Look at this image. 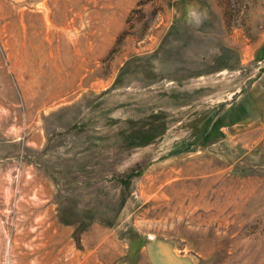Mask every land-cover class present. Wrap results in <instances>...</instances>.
I'll list each match as a JSON object with an SVG mask.
<instances>
[{
	"label": "rangeland",
	"instance_id": "rangeland-1",
	"mask_svg": "<svg viewBox=\"0 0 264 264\" xmlns=\"http://www.w3.org/2000/svg\"><path fill=\"white\" fill-rule=\"evenodd\" d=\"M156 240L264 264V0H0V264Z\"/></svg>",
	"mask_w": 264,
	"mask_h": 264
},
{
	"label": "water",
	"instance_id": "water-1",
	"mask_svg": "<svg viewBox=\"0 0 264 264\" xmlns=\"http://www.w3.org/2000/svg\"><path fill=\"white\" fill-rule=\"evenodd\" d=\"M147 251L152 264H192L189 258L179 256L174 245L165 240L147 242Z\"/></svg>",
	"mask_w": 264,
	"mask_h": 264
},
{
	"label": "clouds",
	"instance_id": "clouds-1",
	"mask_svg": "<svg viewBox=\"0 0 264 264\" xmlns=\"http://www.w3.org/2000/svg\"><path fill=\"white\" fill-rule=\"evenodd\" d=\"M197 14L195 11L190 10L189 11V17H195Z\"/></svg>",
	"mask_w": 264,
	"mask_h": 264
},
{
	"label": "bare ground",
	"instance_id": "bare-ground-1",
	"mask_svg": "<svg viewBox=\"0 0 264 264\" xmlns=\"http://www.w3.org/2000/svg\"><path fill=\"white\" fill-rule=\"evenodd\" d=\"M47 24H48V25H51V21L47 20Z\"/></svg>",
	"mask_w": 264,
	"mask_h": 264
}]
</instances>
